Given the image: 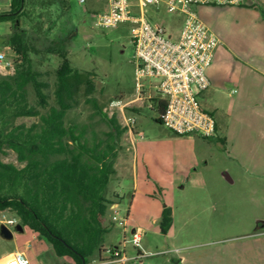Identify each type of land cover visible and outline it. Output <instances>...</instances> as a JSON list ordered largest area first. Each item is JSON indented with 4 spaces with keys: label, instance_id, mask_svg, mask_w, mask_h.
Wrapping results in <instances>:
<instances>
[{
    "label": "rangeland",
    "instance_id": "374dc122",
    "mask_svg": "<svg viewBox=\"0 0 264 264\" xmlns=\"http://www.w3.org/2000/svg\"><path fill=\"white\" fill-rule=\"evenodd\" d=\"M5 2L0 0V5ZM107 9L108 0L82 4L78 0H25L26 17L20 22L34 26L42 21L49 28L47 38L34 43L65 50L73 68L92 72L103 111L114 114L123 126L112 104L132 98L134 51L129 24L95 25L98 14ZM147 11L170 39H178L182 15L167 13L162 5L157 14L152 8ZM228 16L242 19L234 13ZM11 27L12 22H0V39L11 34ZM0 52L13 67L10 51L0 47ZM50 58L43 70L52 82L58 59ZM10 69L0 75L12 73ZM246 87L210 88L198 96L201 107L213 115L219 137L225 136L224 144L198 135H174L155 122L156 110L145 101L140 104L135 120L142 136L136 134L135 143L126 134L121 138L116 175L108 187L109 196L116 193L120 199L102 218L107 231L91 263L110 259V250L116 249L127 258L119 264H264V94L255 77ZM81 107L83 117L92 114L88 106ZM31 122L29 118L15 121L27 126ZM96 128L105 130L103 124ZM2 160L16 163L11 152ZM165 207L171 210L172 223L163 233L160 220ZM114 216L126 226L113 222ZM3 217L17 219L10 212H0V224ZM132 229L141 234L138 248L132 242ZM30 246V256L38 264L70 262L56 257L46 241L27 229L14 233L11 240L0 238V258Z\"/></svg>",
    "mask_w": 264,
    "mask_h": 264
},
{
    "label": "trees",
    "instance_id": "16d2710c",
    "mask_svg": "<svg viewBox=\"0 0 264 264\" xmlns=\"http://www.w3.org/2000/svg\"><path fill=\"white\" fill-rule=\"evenodd\" d=\"M10 6L0 14V22H12L11 34L0 39V47L13 54V72L0 75V212L17 217L56 257L92 264L90 257L101 251L107 231L102 218L120 199L116 193L109 196L108 187L126 128L103 111L92 72L73 68L65 50L34 43L47 38L49 28L42 21L34 26L20 22L26 17L25 0H11ZM52 55L58 64L51 82L42 67ZM81 105L92 114L83 117ZM154 105L155 122L160 123L165 101L155 99ZM23 118L32 122L15 123ZM99 124L105 130H98ZM7 152L16 163L2 160ZM171 216L163 208V233ZM110 252L112 258L115 249Z\"/></svg>",
    "mask_w": 264,
    "mask_h": 264
},
{
    "label": "built area",
    "instance_id": "2783aa9c",
    "mask_svg": "<svg viewBox=\"0 0 264 264\" xmlns=\"http://www.w3.org/2000/svg\"><path fill=\"white\" fill-rule=\"evenodd\" d=\"M84 1L78 0L80 4ZM242 3L243 0H108L107 11L98 14L95 25L115 28L122 23L129 24L134 51L132 64L135 88L132 98L122 104H112L120 112L130 142L135 143L133 125L136 120L134 114H128V110L143 104L145 82L151 80H154L156 93L165 101L159 116L164 127L178 136L198 135L209 140L216 137V123L201 107L198 95L210 86L206 71L217 49L218 39L200 20L196 10L199 7L238 6ZM161 5L167 13L183 17L177 40L170 39L164 28L153 23L148 14V8L157 14ZM9 67L12 68L11 63L0 52V70ZM111 207L115 208L116 205ZM17 220L3 217L2 223L10 229L18 223ZM112 221L119 220L114 216ZM119 223L126 226L124 220ZM131 234L132 242L138 248L140 234L138 231ZM112 256L92 264H119L127 260L118 250ZM0 264H29V260L23 252L15 251L3 257Z\"/></svg>",
    "mask_w": 264,
    "mask_h": 264
},
{
    "label": "crops",
    "instance_id": "0c3cea01",
    "mask_svg": "<svg viewBox=\"0 0 264 264\" xmlns=\"http://www.w3.org/2000/svg\"><path fill=\"white\" fill-rule=\"evenodd\" d=\"M10 4L11 0H6L5 4L0 5L2 13L10 11ZM196 11L198 12L197 14L200 20L218 39L217 49L214 50L212 62L209 68H207V77L210 86L206 90L210 88L214 91L222 90V88L233 84L241 89H245L247 88L246 85L251 84V80L255 77V80L260 84V93L264 94V0H243V3L238 6L199 7ZM232 13L242 17L241 21L232 20V16H228ZM219 18L221 20H219ZM44 52L45 50L43 53ZM47 57L51 59V56ZM45 64L46 59L44 60L43 65ZM43 68L44 66L42 67V70ZM2 70L3 69L0 71ZM10 70L13 72V67ZM145 84L144 103L147 104L150 109H154L157 112L154 100L164 99L156 93L153 87L154 82L146 81ZM153 91L155 95L153 94ZM135 106L136 107L129 110H131L134 115H137L136 112L141 105L137 104ZM209 114L213 117L211 113ZM136 125L135 121V125H133V138L136 134H141ZM125 134L128 135L127 132ZM167 137L170 138V136ZM223 138L226 140L225 136L219 137L218 127L216 125V137L213 140ZM187 139L191 140L192 138L188 137ZM23 230H25V228H23ZM133 231L139 232V230L135 229L131 230V232ZM30 250L31 246L24 250L16 251L23 252L29 260V264H38L35 259L30 256ZM2 258H0V260ZM68 264L73 263L70 261Z\"/></svg>",
    "mask_w": 264,
    "mask_h": 264
},
{
    "label": "water",
    "instance_id": "95a60500",
    "mask_svg": "<svg viewBox=\"0 0 264 264\" xmlns=\"http://www.w3.org/2000/svg\"><path fill=\"white\" fill-rule=\"evenodd\" d=\"M226 179L230 181L228 178L229 176L225 175ZM23 227L20 223H17L14 225L13 229L10 230L5 224H0V238H3L4 240H11L13 239V234H20L23 233Z\"/></svg>",
    "mask_w": 264,
    "mask_h": 264
}]
</instances>
